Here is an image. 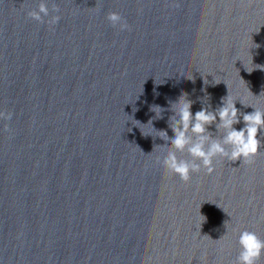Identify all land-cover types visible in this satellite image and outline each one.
Listing matches in <instances>:
<instances>
[{"label":"clouds","instance_id":"clouds-1","mask_svg":"<svg viewBox=\"0 0 264 264\" xmlns=\"http://www.w3.org/2000/svg\"><path fill=\"white\" fill-rule=\"evenodd\" d=\"M175 6L179 7L178 4ZM52 10L58 12L59 8L54 4ZM48 15L49 8L45 3H40L38 10L27 12L28 17L41 23L44 22L43 17ZM107 19L113 27L119 25L121 30H130V26L117 12H109ZM59 20L60 16L54 15L47 23L55 25ZM235 102L236 100L230 97L228 91L227 96L221 98L222 106L214 111H210L208 107H202L193 115L192 101L187 98V93H182L174 102L169 101V108L172 112L169 117V127L174 135L169 137L166 130H159L157 136L174 151L169 150L163 159L157 156L156 162L168 173L179 176L180 180L185 183L191 180L192 173H199L202 168L206 169L208 174L213 173L215 171L213 161L216 158L226 159L228 162L241 160L242 163H251L259 149L264 147V140L259 137V134L264 132V110L240 101L245 107H252L254 111L243 114L244 126L237 130L234 125L241 123V120ZM151 110L155 112L156 119L163 118L161 114L165 111L164 108L154 105ZM11 116L10 112L0 111V119L10 120ZM217 118L219 123H217ZM149 122L152 124L151 120ZM213 124L216 125L217 131L221 128L225 130V134L220 140L213 138L211 134H206L209 126ZM189 129L197 137L195 143L188 136ZM5 131H8L7 124H5ZM185 148H187L191 160L181 159L177 156V152H183ZM233 231L239 232L238 244L240 247L234 264H258L261 257L264 256V239H261L254 231H239L238 228Z\"/></svg>","mask_w":264,"mask_h":264}]
</instances>
